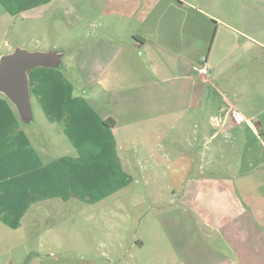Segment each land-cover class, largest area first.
Listing matches in <instances>:
<instances>
[{
  "label": "crops",
  "instance_id": "crops-1",
  "mask_svg": "<svg viewBox=\"0 0 264 264\" xmlns=\"http://www.w3.org/2000/svg\"><path fill=\"white\" fill-rule=\"evenodd\" d=\"M239 5L254 33L235 27ZM16 20L41 26V47L61 51L63 69L29 72L30 100L56 133L41 168L0 95V224L20 228L38 208L41 220L87 215L81 233L72 218L49 224L19 264L154 256L140 229L177 207L196 233L183 264H264V74L238 71L253 57L233 50L238 36L263 45L264 0H0L1 32Z\"/></svg>",
  "mask_w": 264,
  "mask_h": 264
},
{
  "label": "rangeland",
  "instance_id": "rangeland-1",
  "mask_svg": "<svg viewBox=\"0 0 264 264\" xmlns=\"http://www.w3.org/2000/svg\"><path fill=\"white\" fill-rule=\"evenodd\" d=\"M221 6L224 7L223 4H221ZM237 12L239 19L237 24H235V27L245 33H254L255 30L247 29V27L242 24L244 7L239 5ZM15 23L16 25L14 27L10 26V29L4 34L1 32L2 26L0 22V50L2 52H6L7 49L13 51L16 47H19L29 52H44L46 47L43 45L41 47V26L40 29H38L36 24L28 23L22 20H16ZM262 26L261 30H257V36L263 43L262 46H256L238 36V40L234 44V52H236L240 57H253L251 59L252 62L246 65L240 63L238 71L245 72L247 68L249 69V67H252V72L264 74V26ZM212 52L213 51L211 50L209 55L210 61H201V65L205 66L206 76L209 78H211L212 74H214V65L211 61L213 56ZM207 55L208 51L206 48L205 56ZM62 66L53 70L62 71ZM30 71H41V68H34ZM31 108L33 114V123L21 124L18 122L17 130L19 134L29 139L31 148L34 151L40 153L38 157L41 168V146H43V148H48V144H51L50 142H52V139L56 136V133H52V131L49 129L47 130L46 127H44L43 120L41 119V102L36 101L35 97L31 99ZM16 173L18 172L15 170L14 174ZM39 173L41 172L36 171V174ZM21 178H24V176ZM21 178L19 180H21ZM134 192L136 191L134 190ZM122 194L125 195L126 192L121 193V195ZM148 194H150L148 191L145 192V194H140L144 196V199L147 201V203L142 205V209H138L142 211L143 215L146 214V216L148 214H152V210H154V207H152V205L149 203L150 199L145 198V196H148ZM118 195L119 196L117 199L121 198L120 194ZM37 210L38 212L34 211V213H32L34 216L31 213H28L25 216L23 223L21 221L22 226L20 228L10 230L7 228V226L0 224V264H19V262L22 260L21 253L24 252V248L29 250H37L40 244L38 238L39 235H41V231L44 230V228H47L51 223L63 230V227L65 226L64 223L68 222L69 218H72L71 221L74 222L76 225L75 227L78 228V233H81L83 227L86 228V213L65 211L60 214L55 213L52 215L53 218L46 216V218L41 220V209L38 208ZM182 210L183 209L177 207L173 214L172 221L171 218H168V223L166 224L165 221L163 223H157L156 219V224L152 225L155 228L153 232L145 230L144 227L140 229L141 234L149 238V243L151 244L148 246L155 252L154 256L153 254L144 253L141 257H139L136 256L134 252L118 256L115 255L112 257L114 264H135V260L139 264H150L151 262L152 264H183L185 257L182 256V251L184 249H190L193 251V249H197V246H195V229L192 223L187 224L186 221L183 220L182 215L179 214V212ZM93 218V224L91 223L93 227L96 228L99 227V225L101 226L99 216L94 214ZM33 219L35 220L33 221ZM29 221H31V224H28ZM97 223H99V225ZM144 223L145 222H143V224ZM79 228L81 230H79ZM74 231L76 232V230ZM96 235H98V233ZM100 235L101 241L104 243L105 237L102 236V234ZM101 241L95 242L99 243ZM206 243L209 247H213V245L208 240ZM96 257L100 259L99 261L102 264H105V262L103 263L102 257Z\"/></svg>",
  "mask_w": 264,
  "mask_h": 264
},
{
  "label": "water",
  "instance_id": "water-1",
  "mask_svg": "<svg viewBox=\"0 0 264 264\" xmlns=\"http://www.w3.org/2000/svg\"><path fill=\"white\" fill-rule=\"evenodd\" d=\"M61 51L29 52L16 47L0 56V95L15 108L20 121L33 123L29 91V71L61 67Z\"/></svg>",
  "mask_w": 264,
  "mask_h": 264
},
{
  "label": "built area",
  "instance_id": "built-area-1",
  "mask_svg": "<svg viewBox=\"0 0 264 264\" xmlns=\"http://www.w3.org/2000/svg\"><path fill=\"white\" fill-rule=\"evenodd\" d=\"M206 71L204 69L201 70V73H205ZM235 117L238 119V120H242L243 117L241 115H239V113H235Z\"/></svg>",
  "mask_w": 264,
  "mask_h": 264
}]
</instances>
